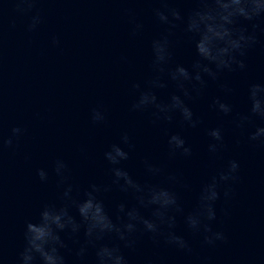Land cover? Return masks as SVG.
<instances>
[{"label": "water", "instance_id": "95a60500", "mask_svg": "<svg viewBox=\"0 0 264 264\" xmlns=\"http://www.w3.org/2000/svg\"><path fill=\"white\" fill-rule=\"evenodd\" d=\"M197 0H172L187 15ZM20 0H0V142L13 127L25 134L12 148L0 143V264H21L26 246L27 222L39 219L46 204L61 203L63 189L57 186L54 164L65 160L71 181L81 197L93 183H110V165L104 152L128 132L135 144L124 166L141 182L167 183L176 175L173 186L185 211L196 205L202 186L225 168L230 160L240 163L238 179L222 186L216 203L214 230L223 231L225 241L214 246L193 235L178 218L177 232L188 241L191 251H182L148 236L139 238L135 250L124 249L129 264H264V144L249 141L254 119L238 129L231 118L221 119L211 110L214 97L220 96L246 112L250 84L264 83V32L257 30L258 43L243 57L247 67L225 72L219 83L233 91L224 93L219 83L209 82L205 95L192 104L203 124L184 132L193 147L190 158H169L166 133L180 131L177 125L153 124L151 112H133L131 105L141 89L156 73L152 69L151 41L163 28L154 16L159 0H37L36 7L20 10ZM40 14L42 23L28 30L31 18ZM136 23L144 25L134 34ZM264 27V21H260ZM252 22L240 26L252 31ZM59 45L53 44V38ZM174 61L189 66L194 45L176 29ZM159 90L162 99L173 91ZM93 109L105 113L104 122L93 123ZM223 124L226 148L212 155L207 151L205 129ZM144 159L163 165L165 175L149 178ZM39 168L49 171L42 183ZM230 191L225 198V190ZM106 206L114 213L120 202L132 201L113 188L103 193ZM73 214L79 219L78 213ZM68 249H62L67 264H95V249L89 247L81 260L76 256L84 242L64 234Z\"/></svg>", "mask_w": 264, "mask_h": 264}, {"label": "clouds", "instance_id": "9594fccd", "mask_svg": "<svg viewBox=\"0 0 264 264\" xmlns=\"http://www.w3.org/2000/svg\"><path fill=\"white\" fill-rule=\"evenodd\" d=\"M37 0H20V10L36 7ZM154 16L163 31L151 41L152 69L156 75L141 89L134 84L138 96L131 105L133 112H151L152 123L177 125L181 130L166 133L169 158H190L193 147L184 132L198 129L203 118L194 111L192 104L205 95L209 82L219 83L225 72L244 70L247 65L243 57L258 43L257 30L264 32L260 21H264V0H197L196 6L185 16L174 6L172 0H159ZM252 22V31L240 26V21ZM42 23L39 13L31 18L28 30L33 31ZM142 23H136L134 34L143 30ZM176 29L194 45V59L189 66L174 61L173 41ZM53 44L60 41L53 38ZM173 87L162 99L159 90ZM221 90L230 94L233 90L226 83H219ZM247 111L237 112L236 106L227 99L216 96L210 108L217 117L231 118L238 129H244L254 119L264 122V83L249 85L247 90ZM93 123L104 122L105 113L93 109ZM25 134L22 127H13L11 134L2 142L12 148ZM208 138L207 151L216 155L226 148L223 124L205 129ZM249 141L264 144V124H258L249 135ZM135 144L128 132L122 133L117 143H112L104 152V159L111 166L108 184L93 183L83 192V197L71 181V170L63 159L54 164L57 186L62 188L61 203L46 204L39 213V219L26 224L24 238L26 246L20 253L21 264H67L62 249H68L64 234L73 243H79L83 230L84 242L76 256L81 260L89 247L95 249V264H129L124 249L135 250L142 236L150 237L159 244L161 238L167 245L182 251H191L188 241L178 234V218L193 235H202L203 242L214 246L225 241L223 231L214 230L217 221L216 203L221 197V187L235 182L240 169L239 161L230 160L225 168L213 175L199 193L196 205L186 212L173 186L178 183L174 174L167 175V183L141 182L124 166L135 150ZM149 178L165 175L163 165L142 161ZM40 182L49 181V171L39 168ZM113 188L126 194L128 202H120L113 213L102 198L103 193ZM227 198L229 190L223 193ZM78 213L79 219L73 214Z\"/></svg>", "mask_w": 264, "mask_h": 264}]
</instances>
